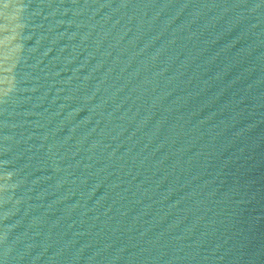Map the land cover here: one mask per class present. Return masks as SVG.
I'll use <instances>...</instances> for the list:
<instances>
[{
	"label": "water",
	"instance_id": "1",
	"mask_svg": "<svg viewBox=\"0 0 264 264\" xmlns=\"http://www.w3.org/2000/svg\"><path fill=\"white\" fill-rule=\"evenodd\" d=\"M0 264H264V0H0Z\"/></svg>",
	"mask_w": 264,
	"mask_h": 264
}]
</instances>
